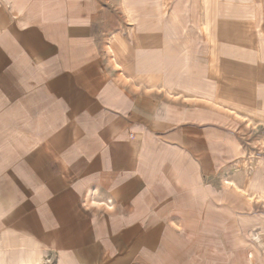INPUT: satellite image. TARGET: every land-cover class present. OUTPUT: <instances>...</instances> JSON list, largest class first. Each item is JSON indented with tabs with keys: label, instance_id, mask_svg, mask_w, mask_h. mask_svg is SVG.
Listing matches in <instances>:
<instances>
[{
	"label": "rangeland",
	"instance_id": "rangeland-1",
	"mask_svg": "<svg viewBox=\"0 0 264 264\" xmlns=\"http://www.w3.org/2000/svg\"><path fill=\"white\" fill-rule=\"evenodd\" d=\"M207 1L204 5L202 0L201 7L200 0H130L138 16L133 27L124 0H0V150L39 148L44 140L63 137L75 123L86 131L85 124L73 118L61 125L60 85L49 77L50 70L85 72L70 80L67 96L77 107L70 112H81L84 104L91 108L97 95L103 109L112 97L116 103L128 96L146 97L181 135L175 140L181 147L160 142L145 158L143 184L131 192L115 190L119 196L114 200L120 204L110 198L107 209L101 197L81 189L100 221V244L97 253L89 255L97 261L85 264H249L250 259L264 264V0H216L213 6ZM10 21L19 27L35 23L53 36L57 49L52 55L57 57L29 62L31 55L6 25ZM245 21L257 32L255 43L243 44L244 57L224 59L236 62L231 71L211 69L210 44L200 23L213 40L234 41L229 26ZM134 28L142 33L137 39L129 34ZM115 35L125 40L126 54L135 61L150 58L153 64L165 59L162 76L176 73L183 86L197 84L213 94L247 93L248 99L228 110L185 94L168 96L126 77L107 50ZM212 49L219 54V45ZM11 57L20 61L13 63ZM1 155L0 203L5 194L13 195ZM42 253L49 260L43 259L44 264H57L61 254L46 247ZM7 254L0 251V264H24L22 258L5 263Z\"/></svg>",
	"mask_w": 264,
	"mask_h": 264
},
{
	"label": "crops",
	"instance_id": "crops-1",
	"mask_svg": "<svg viewBox=\"0 0 264 264\" xmlns=\"http://www.w3.org/2000/svg\"><path fill=\"white\" fill-rule=\"evenodd\" d=\"M161 4L160 2V6ZM123 5L127 17L133 22V27L138 26V16L131 8L130 0H124ZM200 6L202 7V0ZM12 7L18 12L21 11V7L16 4H12ZM152 7L155 10L158 3H154ZM175 19L173 15V20ZM247 23L234 22L229 26L235 33L234 41L222 37H217L214 41L211 31L204 28V22L200 23V32L210 44L208 66L211 69L234 67L236 62L230 63L224 59L236 61L233 57H244L243 44L253 41V44L255 43L257 32L255 33ZM6 25L13 30L12 35L15 33V40L31 55L29 62L42 63L48 56L57 57L52 55L57 49L53 36L40 29L37 24L19 27L10 21ZM4 28L7 30L6 26L2 30ZM130 32L135 39L142 34L136 32L135 28ZM142 39L146 40V35H143ZM144 44L139 43L138 46L144 47ZM213 45H219V54L216 50L213 51ZM107 50L114 65L124 72L126 77L145 83L149 88L161 89L165 95L185 94L183 97L211 101L216 105L225 106L228 110L239 107L238 102L242 99H248L247 93L246 96L244 93L241 96L237 92L222 90L213 94L211 89L197 84L183 86V82L175 78L176 73L166 76L163 73L162 76L161 66L166 67L163 65L166 63L165 59L153 64L150 58L135 61L127 56V44L120 35L113 36ZM11 60L13 63L20 61L17 57H11ZM176 62L174 61L175 64ZM153 66L159 70H148ZM241 67L243 72L246 65ZM78 70H70L71 73L68 70H50L49 77L59 81L60 100L57 102L61 110V125H67L68 119L73 118L81 120L86 131L75 123L69 132L63 133L62 138H50V142L46 138L39 148L34 145L21 153L6 150L4 146L3 150H0L1 157L6 159L3 161L4 179L13 190V195L5 194L0 203L4 208L0 209V251L8 252L4 257L5 263L18 258L34 260L40 256L49 261L43 256L44 247L61 252L57 264H85L97 261V258L89 255L97 253L95 249L100 244V221L98 222L95 210L85 203L81 189H89L92 195L94 193L101 197L100 204L106 203L105 207L109 209L110 198L116 202L114 199L119 196L115 190L131 192L134 186L143 184L145 158L155 151L158 143L170 142L182 146L177 142L181 140V135L174 125L165 117L161 118L157 106L147 104L146 101L149 100L146 97L139 96L132 100L131 96H128L124 102L117 103L112 97L109 99V106H104L103 109L97 95L95 101L91 102V108L84 104L81 112H70L77 107L73 108V103L69 102V84L80 73L86 76L84 70ZM43 71L47 73L46 70ZM51 83L52 81L49 82L50 87ZM83 93H79V96H83ZM169 126L171 127L168 128ZM65 131L63 129L60 132ZM184 151L187 157H191L186 149ZM132 179L138 182L133 186H126L125 183L131 182Z\"/></svg>",
	"mask_w": 264,
	"mask_h": 264
},
{
	"label": "bare ground",
	"instance_id": "bare-ground-1",
	"mask_svg": "<svg viewBox=\"0 0 264 264\" xmlns=\"http://www.w3.org/2000/svg\"><path fill=\"white\" fill-rule=\"evenodd\" d=\"M211 1V5L213 6V5H215V1L216 0H210ZM203 2H204V5H206L207 3H208V1L207 0H203ZM111 51V50H110ZM234 188V187H233ZM241 193H242V191H240ZM238 193H239V191H238ZM244 194V193H243ZM247 199V198H246ZM250 202V201H249ZM22 261L24 262V264H44L43 262H44V260H43V258L40 256V257H38V259H28V258H26V259H23L22 258ZM249 264H253V261H252V259H250L249 260Z\"/></svg>",
	"mask_w": 264,
	"mask_h": 264
}]
</instances>
